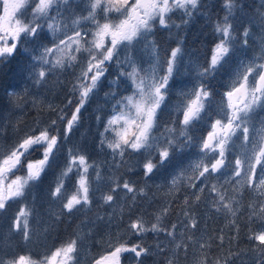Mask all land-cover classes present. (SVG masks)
<instances>
[{
  "label": "snow or ice",
  "instance_id": "snow-or-ice-1",
  "mask_svg": "<svg viewBox=\"0 0 264 264\" xmlns=\"http://www.w3.org/2000/svg\"><path fill=\"white\" fill-rule=\"evenodd\" d=\"M201 2L86 0L87 15H76L69 23L62 8L68 7L71 0H0V66L10 63L23 49L30 57L29 78L40 86L57 70L64 72L80 65L70 88L71 94L65 98L66 103L62 107L47 104V111L53 113L54 118L46 124L36 121L10 145L0 144V213L7 212L13 201H26L51 169H58L47 190L49 204L59 205L58 210L48 209L54 221L89 210L94 193L100 191L105 181L109 183V189L100 193L102 206H112L115 194L121 189L129 200V208L134 207L139 198L148 196L146 187H137L130 179L121 181L115 174L106 177L102 164L91 160L79 147L64 148L82 122V110L107 80L108 91L104 96L111 102V113L103 120L98 149H107L110 153V159L104 161L109 171L124 167L128 172H134L139 168L147 182L158 169L171 162L175 152L193 148L197 152L169 181L170 195L180 191L182 182L194 190L191 197L185 195L183 200L186 222L179 229L180 238H177V224L170 228L162 224L170 210L165 205L153 214L154 222L149 223L138 214L128 222L127 229L138 237L163 233L169 243L158 242L153 251L142 242L129 245L119 232L113 236L109 231L106 240L101 238L108 251L94 258L93 264H121L124 253H132L136 264H143L142 258L147 255L161 254H165V264H181V254L186 261L190 246L193 248L192 264H209V260L212 264L241 260L243 264L248 251L255 254L256 264H264V0H260L256 10L257 19L249 18L246 26L239 30L233 21L236 11L243 9L242 3L222 0L224 15L213 26L217 40L211 55L206 64L189 61L195 72V83L186 89H178L177 99L170 105V82L183 60V39L177 38L176 46L162 54L154 31L157 25L169 29L187 25L200 10ZM30 7L29 17L25 13ZM53 10L56 15L51 14ZM113 12L118 15L112 16ZM176 12L182 15L179 23L172 20L171 14ZM100 13H103L102 18ZM254 24L259 28V52L251 58L236 57V66L230 68L223 98L216 101L218 89L212 81L225 66L231 65L237 51L247 53ZM45 28L51 39L39 46L37 54V49H30L28 45L40 40ZM138 46L146 60L137 57ZM112 64L116 65L117 71L109 79ZM122 85L124 94L120 93ZM8 95L16 97L20 94L12 91ZM32 105L43 110L42 100L33 98ZM96 120L101 122V115H97ZM205 124L210 130L197 138L195 130ZM13 130L18 132V126ZM36 153L39 156L33 159ZM69 181H73L71 190ZM225 185L231 186V195ZM245 189L252 196L248 204L249 220L258 219L261 227L255 231L249 229L247 239L251 243L248 248L235 250L238 244L232 242H238L240 232L235 221ZM205 191L210 196V207L216 213L232 218L229 223L236 233L229 237L227 254L215 258L207 251L213 247L212 237L207 240L203 236L195 237L198 220L195 212L189 210L202 202ZM257 195L261 199H255ZM120 211L123 213V205ZM34 215L35 227L32 224ZM40 219L39 214L24 203L12 217L4 239L18 235L25 245L34 239H47L53 224L41 229ZM104 219L98 215L92 223ZM112 222L109 215V228ZM91 235L90 228L87 236ZM217 239V246L223 252V230ZM84 242L85 234L77 232L39 259L30 253L0 255V264H78Z\"/></svg>",
  "mask_w": 264,
  "mask_h": 264
},
{
  "label": "rangeland",
  "instance_id": "rangeland-1",
  "mask_svg": "<svg viewBox=\"0 0 264 264\" xmlns=\"http://www.w3.org/2000/svg\"><path fill=\"white\" fill-rule=\"evenodd\" d=\"M206 1V0H202ZM131 2V0H130ZM207 2V1H206ZM34 7V4L32 5ZM72 6H78L79 10L77 11V15H87V6L86 0H71V3L68 7L62 8L63 16L68 18V22H71V19L75 18L74 15L68 12L72 8ZM180 13V12H178ZM0 14H2V10H0ZM31 14V7L28 8L27 12L25 13L26 16L30 17ZM52 15H56V11L53 10ZM112 16H117L118 14L113 12ZM102 18L103 13H100ZM181 14L175 15L176 18H180ZM176 18L172 15V20L175 22ZM88 28H91V24L87 25ZM157 28H160L157 25L154 35L156 36L155 40L158 42ZM171 29V28H170ZM45 36L46 39H45ZM159 39H163V35L160 33L158 34ZM51 37L47 34L46 28L45 32L42 34L40 40L31 43L28 45L30 49H37L41 44L48 43ZM162 52V51H161ZM259 52L258 41L257 45L250 46L247 50V53H242L240 51L236 52V56L233 57L230 66H225L224 69L221 70L220 73L217 74V79L212 81L213 85H217L220 87V90L223 92L226 90V85L228 83L229 71L230 68H234L236 66V57L239 58H251L255 54ZM20 56L17 57L18 65L17 69L20 72V75H17L18 87L17 93L23 92L24 94L27 92L29 95L28 104L31 106V110H35L33 107L32 101L33 98L37 100L43 101V108L47 109V104L52 103L51 98L44 95L41 91L37 89V87H42V85L37 86L33 83V81L29 78V69L28 64L30 63V57L25 55L23 49L19 52ZM86 57V54H81ZM137 57L142 58L144 60L147 59L146 56L140 51L138 46L137 48ZM211 55V54H210ZM210 55L207 57L209 59ZM17 56V55H16ZM15 56V57H16ZM192 64L198 63L196 60H190ZM201 64V62H199ZM4 66V65H2ZM115 71L116 69V65ZM187 69V70H186ZM59 71V70H57ZM56 71V72H57ZM58 73V72H57ZM109 79L112 76H108ZM107 81V80H106ZM172 84L171 95L169 98V104H174L177 96V90L180 88H187L191 87L195 83V72L192 71L191 65L188 63L183 67L182 62L179 66V70L176 73L174 79L170 82ZM0 90L4 93V87L1 83ZM20 98H22L21 93ZM19 96L14 97L15 104L13 107H10L7 112L4 113V116L0 119V144H3V139L7 133L8 128L10 125L12 127L17 126L19 122L23 119V110L21 105L18 106L17 99ZM20 101V100H19ZM217 101V100H216ZM225 104L227 103L225 99ZM25 104V103H24ZM206 129V131L204 130ZM210 130L208 125H201L199 126L194 135L199 138L202 135H206V132ZM12 132H14L12 128ZM11 132V133H12ZM21 129L18 132L20 133ZM11 144V143H10ZM9 143L4 145H10ZM197 150L195 148L191 149V151H184V152H175L171 159V162L168 163L165 167L158 169L155 174L149 179L147 182L144 180L142 176V170L137 169L134 172H128L126 168L122 167L120 169H114L113 171H109L108 165L104 163V161L110 159V153L107 149L103 151L100 150V157L97 159L96 162H100L102 159V170L104 175L111 176L115 174L121 181L124 179L132 180L137 187H146V191L148 192L147 197L139 198L137 204L129 208V200L125 196L123 190L121 189L119 192L115 194V200L112 206H102V201L99 199L101 191H108L107 185L108 182L105 181L101 187L100 191L94 193L93 204L91 208L87 211H80L76 212L72 216H63L61 220L54 221L52 217L48 214V209L51 207L54 210L59 209V205H50L48 198H47V190L52 185H44L42 183L33 190L32 194L29 195L24 202H16L13 201L10 203V207L8 208L7 212L0 213V255H7V256H14L18 254H31V256L35 259H39L42 257L46 252L53 249L54 247L59 246L61 243L67 241L68 239L72 238L77 232H82L85 234V242L82 244L78 256V264H93L94 258H97L101 255H104L108 251V246L105 242H102L101 238L104 240L107 239V233L110 231L113 236H116L117 233L122 236L123 240H126L129 245L135 244L137 242H142L145 247H151L153 251H155V246L158 242L169 243L168 239L164 236L163 233H160L159 236H156L152 233L146 234L144 237H138L133 235L130 230L127 229V224L130 220L135 219L138 214L143 215L144 219L151 223L154 222V213H156L162 206L168 205L170 210L169 214L163 217L162 224L165 227H171L172 224H177L178 232L177 238L179 239V229L183 228L184 223L186 222V218L183 215L185 206L183 204V200L185 195L191 197L193 189L187 186V183L182 182L180 185V191L175 192L174 194H169L168 189L170 187L169 181L171 180L173 175H176L180 169L186 166L189 163L191 157L196 155ZM61 160L63 158V154H60ZM22 174V173H21ZM46 175L44 176V178ZM55 180V174L52 176ZM223 181L221 180V183ZM73 181H69L68 188L71 190ZM225 188L228 189L229 195L232 194V188L229 185H225ZM246 189L244 190L245 193ZM251 196V194H250ZM33 197H35V201L33 202ZM150 198V200H149ZM244 198V194L242 196ZM209 193L205 191L202 195V202L197 205L194 209H189L190 211H194L198 220V227L194 230V235L196 238H201L207 240L209 237H212L211 243L214 244V234L216 233L214 230L218 229L221 225V222L224 220H228L229 217H226L223 213H216L209 205ZM241 199V197H240ZM252 199V196H251ZM250 199V200H251ZM255 199L259 200L261 197L257 195ZM242 201V199H241ZM26 203L30 208L33 209L34 213H38L40 216V224L39 227L43 229L45 225L51 223L53 224V230L48 234L47 239H41L39 241L33 240L32 243L27 245L23 244L21 241L20 236H12L10 240L4 239L8 235V228L11 224L12 217L16 214L23 204ZM124 206V211L121 213L120 206ZM238 214V213H237ZM100 215L103 216L105 219L103 221H97L93 224V221H96V217ZM109 215L112 216V225L111 228L108 226V217ZM255 230L261 227V222L257 219ZM32 224L36 226V215L32 218ZM92 229V235L90 237L87 236L89 229ZM192 230H190L191 232ZM221 234V233H220ZM218 238V237H217ZM217 242L219 243L218 239ZM115 243V240L113 241ZM171 246V245H169ZM209 254L211 253V249L207 250ZM165 254H161L159 256L156 255H147L143 257V264H165L164 259ZM192 257H193V248L192 246L189 247L188 256L185 261V257L181 254V264H192ZM121 264H136L135 257L132 253H124L121 257Z\"/></svg>",
  "mask_w": 264,
  "mask_h": 264
},
{
  "label": "trees",
  "instance_id": "trees-1",
  "mask_svg": "<svg viewBox=\"0 0 264 264\" xmlns=\"http://www.w3.org/2000/svg\"><path fill=\"white\" fill-rule=\"evenodd\" d=\"M207 1V2H206ZM201 2L200 10L194 14L191 21L182 26L180 29H176L175 27L169 28H157L158 32L163 35V39H159L158 37V46L160 47L162 54L175 47L177 44V38L183 39V60L182 66L184 67L188 61L196 60L198 63L206 64L208 59L207 57L211 54V49L213 44L217 40V36L213 31V26L217 20L223 18L224 9L222 7V0H206ZM243 5V9H238L235 14V19L233 21L234 27L239 30L242 27L246 26L249 18L253 20L257 19L256 10L260 5V0H239ZM79 7L72 6L70 10H68L71 15H77ZM181 13H173L174 18L175 15H179ZM182 19V15L180 18H176L175 23H179ZM252 38L250 41V45H257L258 41V33L259 28L254 24L252 28ZM47 36H45L46 39ZM156 36L154 35V39ZM137 54V53H136ZM20 54L18 53L15 58L11 60L10 63L5 64L4 66H0V88L1 83L4 87V93L0 90V119L4 116V113L10 107H13L15 104L14 97H10L8 95L9 92H17L19 78L17 75H20L19 70L17 69L18 60ZM115 64L110 65V71L108 76H114L116 74ZM80 65L77 64L75 69H67L64 72L57 71L54 75H50L47 83L43 84L42 87H37L39 91H41L44 95L51 98L52 104L57 107H62L66 100L65 98L69 96L71 85L75 82V76L79 72ZM21 76V75H20ZM217 79V77L215 78ZM59 80L60 83L57 84L56 81ZM218 80V79H217ZM218 90L216 92L215 99L220 101L223 98V91L220 90V87L214 85ZM108 91V84L105 80L104 85L99 89V91L91 97L85 108L82 110V122L80 125L74 130L71 135L68 143L64 146L65 150L67 147L77 146L84 153H86L91 160L97 161L100 157V150L98 149L99 142V133L103 130V120H106L111 113V102L105 99L104 93ZM21 93L22 98L17 99L18 106L21 105L23 112V119L18 123V128L21 129L20 133L12 132V126L7 130L5 138L3 139V144L13 143L19 136L23 135L27 132L31 127L34 126L36 121H40L41 124H46L50 121L51 118H54V114L47 111L46 108L41 110L39 107L35 108L36 111L31 110V106L27 103L29 100V95ZM121 94H124L123 85L120 90ZM25 103V104H24ZM70 111V109H69ZM101 115L102 121L97 122L96 116ZM206 131V129H204ZM12 132V133H11ZM63 154V152H61ZM39 153L33 155V159L37 158ZM103 159L99 162L102 163ZM58 171V169H51L46 174V177L43 178L42 184L51 185L54 182L52 176ZM21 174V173H18ZM23 174V173H22ZM107 189H109V183L107 185ZM241 201V209L236 217V224L239 225V240L233 241L234 245L238 244V247L235 250L246 249L250 246V241L247 239V235L249 229L255 231L256 221L257 219L253 218V220H249L250 209L248 208V204L250 202L251 196L250 193L246 190L244 193V198ZM232 218L229 217L228 220H224L221 222V225L218 229L214 230L216 233L214 234V244L211 248L210 257L215 258L217 256H223L227 254L229 248V237L236 235L235 230L230 226L229 221ZM221 230H223V234L225 236L224 240V248L223 252H221L220 247H218L217 237L220 235ZM255 254L251 251H248L247 255L243 258V264H256ZM209 264H212V261L209 260ZM229 264H242L241 260H232Z\"/></svg>",
  "mask_w": 264,
  "mask_h": 264
}]
</instances>
